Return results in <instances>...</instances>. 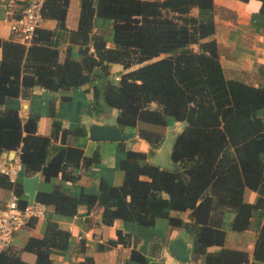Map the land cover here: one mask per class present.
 I'll return each instance as SVG.
<instances>
[{
    "label": "trees",
    "instance_id": "trees-1",
    "mask_svg": "<svg viewBox=\"0 0 264 264\" xmlns=\"http://www.w3.org/2000/svg\"><path fill=\"white\" fill-rule=\"evenodd\" d=\"M68 1L44 0L43 17L56 19V27L38 26L30 44L0 38V104L36 84L69 90L89 83L97 96L98 68L106 76L103 99L117 110L115 120L121 129L134 127L139 120L160 125L178 121L181 127L169 151L172 168L150 162L146 152L131 146L120 160L124 171L120 185L102 179L96 192L79 195L55 186L49 192L36 191L34 199L70 216L80 204L88 210L98 205L107 224L120 218L149 227L156 218L167 217L170 226H183L194 234L192 260L186 264H264V117L258 114L264 107V84L226 76L211 37L214 1L80 0L78 26L69 31V41L79 45L81 55L60 59L57 45L68 30ZM260 1L264 14V0ZM19 2L22 8L26 0ZM96 17L111 23V45L103 31L92 30ZM114 62L125 68L118 78L110 75ZM38 118L39 114L30 113L23 120L16 109L0 107V154L19 147L26 173L39 172L44 179L60 174L72 180L77 177L72 169L96 160L97 154L88 157L79 146L56 145L53 140L59 130L62 141L70 132L58 123H53L49 135L37 133ZM74 132L79 135L83 129L77 126ZM138 134L153 147L163 138L145 128H139ZM0 183L11 186L2 174ZM246 188L256 191L253 201L245 199ZM15 191L19 195L23 191L18 182ZM26 201L20 199L21 204ZM219 207L233 212V230L257 229L252 260L245 249L225 245L226 233L220 226L224 210ZM171 210H188L189 219L172 215ZM125 239L117 230L110 244ZM69 242V230L50 219L44 233L30 236L22 247L35 253L33 262L8 246L0 251V264H52L51 252L65 251ZM210 245L220 247L208 251ZM130 258L145 264L136 249ZM77 264L98 263L86 256Z\"/></svg>",
    "mask_w": 264,
    "mask_h": 264
},
{
    "label": "crops",
    "instance_id": "crops-1",
    "mask_svg": "<svg viewBox=\"0 0 264 264\" xmlns=\"http://www.w3.org/2000/svg\"><path fill=\"white\" fill-rule=\"evenodd\" d=\"M215 31L211 35L218 46L220 63L226 76L243 80L252 85L264 84V14L260 12V0H213ZM10 6L11 14L6 13ZM19 0H0V38L15 39L11 30V18L20 10ZM80 15V0H69L67 5L65 25L68 30L62 32L59 37L60 59L66 54L73 57L81 55L78 44H70L69 31L76 29ZM56 19L43 17L39 26L49 29L56 27ZM111 23L102 17L94 18L93 31L104 32L108 45L112 44L110 33ZM106 30V31H105ZM109 31V32H108ZM70 46V47H69ZM70 48V49H69ZM2 48L0 46V58ZM125 71L121 63L114 62L110 65V75H120ZM98 77L95 80L98 86V95L93 94L92 85L89 83L69 90H49L40 85H34L22 96L5 97L0 104L1 108L16 109L21 119L27 118L30 113L39 114L37 133L49 135L53 123L69 129V133L62 141L59 130L58 137L53 142L62 147L64 144L76 145L83 149L84 155L90 157L97 154L96 160L87 165H79L72 169L77 177L68 180L60 174L49 179H44L37 172L27 174L25 167L19 172L17 182L21 184L23 191L20 196L27 201L30 195L25 188L28 178L37 176L36 191L49 192L55 186L60 187L72 195L79 193H93L98 189L99 182L103 179L108 184L120 185L123 182L124 171L120 167V160L124 157L128 147H134L148 154L147 159L161 151L168 141L181 127L180 122L173 121L168 125H160L139 120L136 126H125L122 132L130 136L122 140H94L88 135L91 123H116V120L107 121L106 116L114 113L103 99L102 86L106 76L96 68ZM116 110V109H115ZM117 112V110H116ZM117 114V113H116ZM258 114L264 117V107L258 110ZM81 126L83 133L75 135V128ZM139 128H145L162 134L163 138L159 146L153 147L146 139L138 134ZM18 149V148H17ZM17 149L2 152L1 157L8 159L17 156ZM12 151V152H11ZM6 153L7 156H4ZM143 162V160H140ZM144 177V176H142ZM16 186V185H15ZM11 186L0 183V205L7 199ZM247 196V197H246ZM257 196L256 191L246 188L244 197L253 201ZM224 210L220 214L219 211ZM220 226L225 230V245L245 249L248 251L249 260L257 235V229L250 227L241 231L231 228L233 212L224 207H219ZM102 207L94 205L89 210L85 204H80L73 215L57 214L52 205L47 204V213L42 217L28 219L13 234L10 248L16 249L23 260L33 262L35 253L22 249L30 236H41L48 220H56L61 228L70 232L69 246L65 251L55 250L51 252L52 264H77L86 256H91L98 264H141L137 259H131L132 249L138 250L144 256L145 264H186L174 256L168 249L170 239L182 236L187 242L189 261L192 260V245L194 234L183 226H170L167 217H158L152 226L143 225L135 220L115 219L112 223L102 222ZM172 215H178L186 221L188 210L177 212L170 211ZM117 230L126 235V241L110 244L116 240ZM128 236V237H127ZM218 245H210L208 251L219 249ZM199 260V259H198Z\"/></svg>",
    "mask_w": 264,
    "mask_h": 264
},
{
    "label": "built area",
    "instance_id": "built-area-1",
    "mask_svg": "<svg viewBox=\"0 0 264 264\" xmlns=\"http://www.w3.org/2000/svg\"><path fill=\"white\" fill-rule=\"evenodd\" d=\"M43 3L44 0H26L19 15L11 18V30L20 43L25 45L31 43L35 30L43 18ZM6 13L11 14L10 6L6 9ZM19 153L18 147L16 157L0 158V174L6 176L11 185L7 199L0 205V251L10 245L14 232L28 219L42 217L47 213V204L43 201L33 198L24 204L20 203L21 196L15 191L19 172L23 168Z\"/></svg>",
    "mask_w": 264,
    "mask_h": 264
},
{
    "label": "water",
    "instance_id": "water-1",
    "mask_svg": "<svg viewBox=\"0 0 264 264\" xmlns=\"http://www.w3.org/2000/svg\"><path fill=\"white\" fill-rule=\"evenodd\" d=\"M88 135L94 140H122L128 138L130 135L121 131L117 123H96L93 122L89 126ZM172 145V140L168 141L164 148L155 153L149 158V161L157 165L172 168V163L169 159V151ZM12 152V151H11ZM4 156H7L6 153ZM37 176L28 178L25 183V188L30 195V199L34 198V191L36 188ZM169 251L182 261H189V252L187 242L182 236L170 239L168 243Z\"/></svg>",
    "mask_w": 264,
    "mask_h": 264
},
{
    "label": "rangeland",
    "instance_id": "rangeland-1",
    "mask_svg": "<svg viewBox=\"0 0 264 264\" xmlns=\"http://www.w3.org/2000/svg\"><path fill=\"white\" fill-rule=\"evenodd\" d=\"M112 77H115L116 75H111ZM117 76H119V75H117ZM114 111V113H110V114H108L107 116H106V120L107 121H113V120H115V118H116V110L114 109L113 110ZM174 133H177V130L174 132ZM247 197V196H246Z\"/></svg>",
    "mask_w": 264,
    "mask_h": 264
}]
</instances>
